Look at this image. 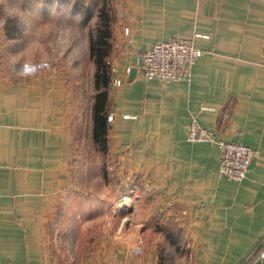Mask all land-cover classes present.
<instances>
[{"label": "crops", "instance_id": "obj_1", "mask_svg": "<svg viewBox=\"0 0 264 264\" xmlns=\"http://www.w3.org/2000/svg\"><path fill=\"white\" fill-rule=\"evenodd\" d=\"M101 6L111 32L106 152L92 140L139 180L145 216L123 219L126 227L101 244L78 235L69 246L88 210L73 91L63 74H34L0 57V264H264V0ZM75 8L84 22L100 21L101 8L89 18V6ZM170 38L193 39L203 51L191 78H143L141 54ZM194 120L253 148L243 180L221 174L216 141L187 139Z\"/></svg>", "mask_w": 264, "mask_h": 264}, {"label": "rangeland", "instance_id": "obj_2", "mask_svg": "<svg viewBox=\"0 0 264 264\" xmlns=\"http://www.w3.org/2000/svg\"><path fill=\"white\" fill-rule=\"evenodd\" d=\"M102 1L106 3V0H0V27L6 32L0 40V57L18 61L21 64L18 69L34 74H63L73 91L76 105L73 149L82 171L80 186L88 210L81 213V228L78 226L77 231L68 234L70 247L75 246L78 235L91 240L89 245L101 244L109 230L126 227L123 219L137 220L146 213L140 206L139 180L126 178L92 140L95 66L89 57V30L94 28L93 15L102 8ZM75 6H89L92 19L84 22ZM10 30L17 33L16 40H10Z\"/></svg>", "mask_w": 264, "mask_h": 264}, {"label": "built area", "instance_id": "obj_3", "mask_svg": "<svg viewBox=\"0 0 264 264\" xmlns=\"http://www.w3.org/2000/svg\"><path fill=\"white\" fill-rule=\"evenodd\" d=\"M197 37L206 35L197 34ZM203 54L193 39L170 38L154 43L140 56V68L143 78L162 81L190 79L192 66ZM112 119L113 115H109ZM187 139L189 141H216L221 149L220 172L237 181L243 180L249 172L255 151L252 147L237 141L218 137L215 131L204 128L196 120L190 123ZM141 253L140 248L134 249ZM264 257V250L260 253Z\"/></svg>", "mask_w": 264, "mask_h": 264}, {"label": "trees", "instance_id": "obj_4", "mask_svg": "<svg viewBox=\"0 0 264 264\" xmlns=\"http://www.w3.org/2000/svg\"><path fill=\"white\" fill-rule=\"evenodd\" d=\"M100 21L94 28L89 30V57L94 63L93 87L95 94L91 105V116L93 120V139L98 147L106 152L108 116L107 105L109 95V82L111 66L107 63L106 57L109 54L111 32L107 23V11L100 9ZM84 14L89 18L90 11L85 8Z\"/></svg>", "mask_w": 264, "mask_h": 264}]
</instances>
